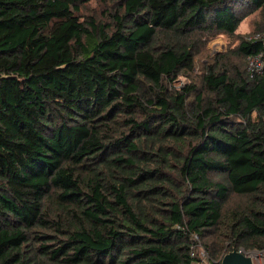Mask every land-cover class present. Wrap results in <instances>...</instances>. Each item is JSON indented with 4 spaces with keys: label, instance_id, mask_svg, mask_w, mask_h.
I'll return each mask as SVG.
<instances>
[{
    "label": "trees",
    "instance_id": "1",
    "mask_svg": "<svg viewBox=\"0 0 264 264\" xmlns=\"http://www.w3.org/2000/svg\"><path fill=\"white\" fill-rule=\"evenodd\" d=\"M86 2L0 0V264L264 250V71L220 55L174 84L203 39L262 50L239 28L264 0H120L106 22Z\"/></svg>",
    "mask_w": 264,
    "mask_h": 264
},
{
    "label": "rangeland",
    "instance_id": "2",
    "mask_svg": "<svg viewBox=\"0 0 264 264\" xmlns=\"http://www.w3.org/2000/svg\"><path fill=\"white\" fill-rule=\"evenodd\" d=\"M120 0H88L86 4L81 6V18L82 19H91L95 18L101 21H109L110 20V12H114L119 4ZM264 29V9L257 10L251 13L249 16L245 18V20L241 23L239 28V32L241 34H252L261 32ZM259 30V31H258ZM239 40L236 36L230 37L226 34H218L215 37L208 40L200 41V50L196 55V67L191 78L180 76V78L174 82L176 86H182L186 82L195 79V81L200 82V79L208 68V66L214 62V59L219 57L220 55L226 56L222 57V59L228 60V62L235 63H243L245 66H248V60L245 62L244 60L235 56L234 53H231V49H233ZM243 61V62H242ZM242 197L232 194L226 208L233 207L236 203L240 202ZM199 255L202 258L203 264H212L209 260L204 248L200 247ZM244 252L248 255L253 256L255 260V264H264V250L259 249H251L246 250L243 249Z\"/></svg>",
    "mask_w": 264,
    "mask_h": 264
},
{
    "label": "built area",
    "instance_id": "3",
    "mask_svg": "<svg viewBox=\"0 0 264 264\" xmlns=\"http://www.w3.org/2000/svg\"><path fill=\"white\" fill-rule=\"evenodd\" d=\"M249 38L261 40L264 45V29L261 32L251 35ZM248 69L252 75L264 71V48L259 52L249 56ZM195 237L197 238L198 236L195 235Z\"/></svg>",
    "mask_w": 264,
    "mask_h": 264
},
{
    "label": "water",
    "instance_id": "4",
    "mask_svg": "<svg viewBox=\"0 0 264 264\" xmlns=\"http://www.w3.org/2000/svg\"><path fill=\"white\" fill-rule=\"evenodd\" d=\"M220 264H255V260L253 256L234 248L223 256Z\"/></svg>",
    "mask_w": 264,
    "mask_h": 264
}]
</instances>
